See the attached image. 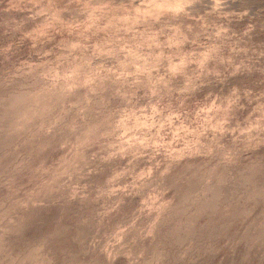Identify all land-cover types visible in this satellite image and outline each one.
<instances>
[{
    "label": "rangeland",
    "instance_id": "374dc122",
    "mask_svg": "<svg viewBox=\"0 0 264 264\" xmlns=\"http://www.w3.org/2000/svg\"><path fill=\"white\" fill-rule=\"evenodd\" d=\"M193 2L195 0L185 9L188 15L174 16L163 10L159 13L154 8L150 9L151 0H0V97H8L14 92L25 93L32 106V114L29 112L16 118V126L8 131V145L11 144L0 156V164L9 165L6 173L0 174V264H80L93 258L105 259V264H170L174 261L172 250L173 253L178 252L181 264H264V130L244 131L249 122L260 114L253 109L264 105V95H261L264 93V0H216L215 7L207 0H197L198 7ZM140 4L146 6L142 8ZM103 5L111 6L114 11L110 12ZM121 5L122 8L117 7ZM42 7L47 8L46 15H36ZM157 15L160 18L153 20ZM113 16H128L129 21H137L131 25L132 32L116 33L109 28L105 33L92 35ZM40 31L46 35L39 36ZM106 35L123 37L138 54L151 52L150 64L156 63L154 57L161 52L164 56H171L177 64L184 59L186 66L182 71L189 75L198 67L197 63L190 61L203 59L204 54L222 56L233 64L244 66L245 71L229 77L223 84L213 76L202 78L204 83L194 92L178 91L184 86V77L178 74L170 79L167 86L157 85L155 95L149 91L143 76L139 78L141 83H133L136 78L131 76L115 84L109 79L104 83L102 94L106 104L96 103L101 96L90 93L87 88L77 90L69 98L87 108L74 130L65 127L66 118L53 126L50 132H43L35 115L36 103L39 94L49 84L51 69L63 72L73 55H90L92 45ZM133 35L135 40H130ZM73 43L87 45V51L71 50L69 46ZM137 44L142 47L136 48ZM157 44L161 47H156ZM125 55L117 49L113 55L94 57L92 63L93 66L111 68L117 66ZM212 63L211 59L207 61L209 67ZM161 65L159 73H153L154 78L164 75L167 61L162 59ZM233 86L240 89L241 98L229 110L228 122L223 125L224 132L215 135L225 149L240 153L237 163L217 166L215 159L201 154L174 162L161 185L165 199L171 198L173 202L163 210L152 234L129 247L117 246L112 250L111 258L99 252L104 244V234L117 223H127L139 215L141 199L155 187H135L133 177L141 168L150 167L167 155L165 148H144L138 141L130 147L125 146L121 153L108 147L121 143L118 139L121 129H116L111 136L100 133L112 132L126 114L134 112L141 115L143 109V115H151L152 107L156 106L162 110L157 120L163 121L174 114L171 126L166 124L160 133L163 143L168 144L174 140V129L181 124L196 126L193 123L195 113L200 107L210 104L212 99L219 97L217 104L221 108L227 107L226 97ZM118 88L122 95L116 92ZM245 90H251L252 94L245 97ZM102 121V127L89 136V143L81 150L82 158L77 156V168L70 169L71 178L63 176L41 186L40 173L44 169L55 168L58 159L71 148L77 137L83 138L90 127ZM156 131V128L140 129L135 135L145 138ZM212 136L209 131L200 138L197 145L200 153L206 150L202 145L211 143ZM182 146L177 137L173 147ZM113 151L117 154L110 156ZM133 153L139 155L133 159ZM85 161L87 167H84ZM116 173L120 175L112 180ZM197 176L202 184L193 192L195 201L199 198L208 200L210 197L203 190L211 187H214L211 190L219 187L226 193L225 197L231 194L234 201L225 202L222 193L216 211L217 216L222 213L218 216L219 229L211 240L184 238L180 247L177 245L179 248L176 245L171 249L168 247L170 262L153 254L151 248L159 242L160 235L173 226L172 216L177 207L185 209L183 227L197 214L195 202L183 201L185 190L192 186ZM44 179L51 177L45 176ZM110 180L114 187L127 186L126 191L118 193L115 198L102 197L101 193L109 187ZM117 198L120 201L118 209L105 218L101 228V214L115 204ZM155 216V213L141 215L131 235L147 232ZM209 218L206 215L197 218V226L206 224ZM19 224L24 225L20 227ZM87 224L91 229L82 230V233L86 232L83 233L86 242L81 241L83 238L77 240L75 237L79 230L85 229ZM59 227L64 230L61 236L56 237ZM129 239L126 238L125 242ZM81 244L87 248V252H83L85 255L78 252ZM199 247L203 248L202 251ZM76 251L79 260L74 262L71 258ZM160 251L164 249L160 248Z\"/></svg>",
    "mask_w": 264,
    "mask_h": 264
},
{
    "label": "clouds",
    "instance_id": "9594fccd",
    "mask_svg": "<svg viewBox=\"0 0 264 264\" xmlns=\"http://www.w3.org/2000/svg\"><path fill=\"white\" fill-rule=\"evenodd\" d=\"M190 6V0L188 3L149 5L150 8L162 9L174 16H178L181 13L188 15L185 9ZM102 7L108 9L110 12L114 11L109 5H103ZM117 7L122 8L123 6L121 5ZM46 12L47 8L42 7L36 15L45 16ZM159 18V15H157L153 17V20H158ZM136 22L137 21L135 20L129 21L128 16L119 18L113 16L108 23L104 24L103 27L98 28L92 33V35L96 36L98 33H105L109 28H113L116 33H119L120 31L125 33L132 32L131 25ZM117 25H119V27H117ZM38 35L45 36L46 33L40 31ZM217 35H219V33H217ZM48 38L50 39L51 37L49 36ZM84 38L89 39V37ZM129 39L135 40V35L131 36ZM69 47L73 51L77 49H84L87 51V45H82L80 43H73ZM140 47H142V45H136V48ZM148 47L151 48L152 45L149 44ZM156 47L159 48L161 45L157 44ZM117 49L120 53H126L125 58L120 60L117 66L111 68H105L104 65L93 66L92 60L94 57L113 55ZM152 56L153 54L151 52L143 55L133 51L132 47L129 46V42L125 41L124 38L119 35H106L92 45L90 55H73L71 60L68 61L67 68L63 72L56 71L55 68H52L49 73V84L39 94L36 103L35 115L39 119L40 129L45 133L50 132L53 126L68 118L65 122V127L74 130L77 126V120L83 117V113L87 108L86 106H82L79 102L70 101L69 98L74 96L77 90L87 88L90 93L101 96V99L96 103L101 105L106 104L107 101L103 99L102 94L105 91L104 83L109 79L115 84L117 82L126 81L127 78L131 76L136 78L133 83H141L139 78L143 76L148 82L149 91L151 94L155 95L158 91L157 85L163 84L164 86H167L170 79L176 77L178 74L184 77V86L178 89V91L194 92L204 83L202 78L213 76L217 81L223 84L229 77L236 76L242 71H245L244 66L233 64L230 60H227L222 56L209 57L207 54H204L203 59L190 61V63H197L198 67L193 74L189 75L182 71L186 66L184 59H181L177 64L173 62L171 56H164L161 52L154 57L156 63L150 64L149 57ZM129 57H132V59H129ZM64 59L68 60V57H64ZM162 59L167 61L164 75H157L154 78L153 73H159L162 66ZM210 59L213 61L211 67L207 65V61ZM138 61L142 63H137ZM129 69L132 70L130 71ZM197 81L200 83L198 84ZM116 92L121 95L123 94L120 92L119 88ZM251 94V90L244 91L245 97H248ZM209 95H211V93H209ZM261 95H264V93H261ZM240 98V89L233 86L226 97L227 107L221 108L220 105L217 104V99H219V97L212 99L210 104L200 107L195 113V120L193 123H195L196 126L188 127L181 124L180 127L174 129V140L170 141L168 144L163 143L164 138L160 133L161 130L165 128L166 124L171 126L172 115L174 114L169 115L163 121L157 120L156 117L160 115L162 110L157 109L156 106L152 107L151 115H143V109H141V115H137L134 112L130 115L126 114L116 124L112 132L100 133L103 136H111L116 129H121L122 131L118 137L121 143L119 145H108V147L117 149L121 153L125 151V146L130 147L134 141H138L144 148H165L167 150V155L163 160L156 161L150 167L141 168L133 177V186L135 187L143 188L146 185H155V187H153L152 190L146 193L141 199L139 215H135L127 223H117L111 228L110 232L104 234L102 237L104 244L100 249L102 253H106L107 256L111 258L112 250L117 246L120 248L129 247V245L135 244L138 240H143L146 236L152 234L154 226L159 221L163 210L173 202L171 198L165 199V191L161 189V185L164 183V178L169 173L174 162H180L184 159L191 158L196 154H201L215 159L217 166L226 167L237 163L240 153L238 151L225 149L224 146L219 143V138L215 133L224 132L225 129L223 125L228 122L229 110L240 100ZM253 111L259 112L260 114L254 121L249 122V127L244 129V131L250 132L253 129L264 130V105H258ZM102 124L103 121L100 124L90 127L89 130L83 134V138L77 137L76 142L71 148L63 153L58 159L55 168L44 169L40 173L39 178L42 181L41 186H47L52 181L63 176H68L69 179L71 178L72 173L70 169L77 168V156L80 155L82 158L81 150L89 143V136L99 130L102 127ZM152 128L157 129L152 136L140 138L135 135L140 129L151 130ZM209 131L213 133L211 143L202 145L206 150L203 153H200V149L197 148V145L200 144V138L205 136ZM129 133H132V135H129ZM177 137L179 141H182V147H173V144L176 143ZM149 141H151V143H149ZM250 147H254V145H250ZM215 149H220L221 151L216 152ZM173 153H175V155H173ZM116 154L117 152L113 151L110 153V156H115ZM137 155H139V153H133V159H135ZM131 162L132 161H129V163ZM84 167H87L86 161L84 162ZM119 175L120 173H116L112 180L116 179ZM45 176H49L51 179L45 180ZM126 189L127 186L124 188L112 186V181L110 180L109 187L102 191L101 196L110 199L115 198L118 196V193L126 191ZM119 203L120 201L117 198L116 203L111 207H108L106 211L101 214L99 225L101 228L105 224V218L118 209ZM145 213L156 214L152 225L149 226L147 232L137 233L135 236H132L131 234L136 228L138 220L141 215H144ZM128 237H130V239L126 243L125 240ZM129 254H131L130 248ZM133 264H135V262H133Z\"/></svg>",
    "mask_w": 264,
    "mask_h": 264
},
{
    "label": "bare ground",
    "instance_id": "6f19581e",
    "mask_svg": "<svg viewBox=\"0 0 264 264\" xmlns=\"http://www.w3.org/2000/svg\"><path fill=\"white\" fill-rule=\"evenodd\" d=\"M146 1V0H145ZM150 1V0H149ZM192 0H190V2H191ZM194 1V0H193ZM196 1L197 0H195V3H196ZM207 1H209V3H210V5L213 3V7H215V1L216 0H207ZM143 2H144V0H143ZM148 2V1H147ZM183 2H189V0H151V4L150 5H153V4H170V3H183ZM201 2V1H200ZM204 2V1H203ZM205 2H206V0H205ZM194 3V2H193ZM195 3H194V5H195ZM198 3V2H197ZM197 3H196V7H198L197 6ZM202 3V2H201ZM208 3V2H207ZM208 3V4H209ZM199 4V3H198ZM141 5V4H140ZM147 5H149V4H147ZM194 5L192 4V6L194 7ZM200 5V4H199ZM216 5H219V2H218V4H216ZM144 5H141V7L142 8H144L145 6H146V4H145V6L143 7ZM150 8V7H149ZM150 9H152V8H150ZM154 10H157V11H159V10H162V9H157V8H154ZM147 12V11H146ZM159 13H161L160 11H159ZM151 15H152V13H151ZM154 15V14H153ZM151 18V17H150ZM14 91H16V90H14ZM22 91V90H21ZM4 92H7V91H4ZM23 92V91H22ZM8 93V92H7ZM7 93H5V94H7ZM12 93V92H11ZM16 93H18V91L16 92ZM9 94V93H8ZM10 95V94H9ZM3 96H4V94H3ZM31 101H29L28 100V96H26L25 95V93H23V94H15V92H14V94H12V95H10V96H8V97H0V156H1V152L2 151H4V150H8V146L11 144L10 142V144L8 145V135H9V133H8V131H9V129L11 128V127H13L15 124H16V122L15 121H17L16 120V118L18 117V116H20V115H22V114H28L29 112L32 114V112L30 111L31 110ZM31 106V107H30ZM28 125V124H27ZM16 126V125H15ZM12 129V128H11ZM10 129V130H11ZM9 140H11V139H9ZM26 141H28V140H26ZM25 145V144H24ZM27 146V145H26ZM30 146V145H29ZM9 151H10V149H9ZM2 157V156H1ZM13 157V156H12ZM7 160V159H6ZM0 161H1V159H0ZM2 162V161H1ZM8 167H9V165L8 164H5V163H1L0 164V174L1 173H3L4 174V172L8 169ZM19 169V168H18ZM6 173V172H5ZM236 176H237V174H236ZM242 177V176H241ZM245 177V176H244ZM250 177V176H249ZM195 178V177H194ZM236 179V178H235ZM249 179V178H248ZM202 182V180H200V178H198V176H197V178L195 179V180H193V183H192V186L190 187V188H187L188 190H185V192H184V196H183V201H191L190 203H192V202H195L196 203V205H197V207H198V212H197V214L195 215V216H193L194 218H191V219H187L188 221V223H187V225L185 226V227H183V218L185 217V209L183 208V206L181 207H177L178 209L173 213V216H172V221H174V224H172L173 226H169V228L168 229H166V231H164V230H162V231H164L161 235H160V239H159V242H158V240H157V242L158 243H156L155 245H154V247H153V249L151 248V251L153 252V254H156V255H159V256H162L165 260H170V262H171V259H169V256H170V250H168V247H169V249H171L170 247H172L173 245H176V247H177V245H179V247H180V245L183 243V240H185L184 238H186V237H191V238H193V239H196V240H200V241H202V239H204V240H211V238H212V236H213V234L217 231V229H219V225H217V223L219 224V222H218V220H219V217L218 216H222V213L220 214H218V216H217V207H218V205H220V196L222 195V193H223V195L224 194H226V193H224L223 192V190H221L219 187H217V188H215V189H212L211 190V188H214V187H211V188H205L203 191L205 192V193H207L209 196L208 197H210L208 200H206V199H201V198H199L197 201H195L194 200V198H193V192H194V190L200 185V183ZM243 181V180H242ZM239 182V181H238ZM244 182V181H243ZM202 184V183H201ZM242 184V183H241ZM240 184V185H241ZM206 191H208V192H206ZM254 192V191H253ZM252 193V192H251ZM254 193H256V192H254ZM7 194V193H6ZM230 194V193H229ZM236 194V193H235ZM230 196H231V194H230ZM227 196L226 195V197H225V195H224V197H225V202H228V203H230V202H232V201H234L233 200V197L231 196ZM253 196V195H252ZM223 197V198H224ZM188 202V203H189ZM185 203V202H184ZM234 204V203H233ZM177 206V205H176ZM236 206H238V205H236ZM237 208V207H236ZM238 209V208H237ZM7 210V209H6ZM236 210V209H235ZM240 210V209H239ZM20 211V210H19ZM241 211V210H240ZM5 212V211H4ZM220 212V211H219ZM21 213V212H20ZM235 213H240V212H235ZM216 214V215H215ZM241 214V213H240ZM36 215V214H35ZM34 215V216H35ZM170 215V214H169ZM208 216V217H210L209 218V221L208 222H206V224H203L202 226L200 225V226H197V224H196V220H197V218H199V217H202V216ZM166 216V215H165ZM164 216V217H165ZM12 217V216H11ZM37 217V216H36ZM216 217H218V218H216ZM33 218V217H32ZM166 218V217H165ZM164 218V219H165ZM13 219V218H12ZM11 219V220H12ZM171 219V218H170ZM169 219V220H170ZM221 220H223V219H221ZM220 220V221H221ZM164 221H166V220H164ZM168 222V221H167ZM264 222V221H263ZM82 223V222H81ZM88 223V222H87ZM162 223V222H161ZM170 223V222H169ZM221 223V222H220ZM86 224V223H85ZM167 224V223H166ZM201 224V223H200ZM17 225V224H16ZM21 224H19L18 226H20ZM24 225V224H23ZM22 225V226H23ZM28 225V224H27ZM26 225V226H27ZM162 225V224H161ZM168 225V224H167ZM220 225H222V224H220ZM22 226H20V227H22ZM62 227V226H61ZM91 227V225L90 224H87V225H84V228L85 229H80L79 230V232H78V234H77V236L75 237L77 240L79 239V240H81L82 238V240L81 241H83L84 240V237H83V233L85 232H83L82 233V230H88V229H91L90 228ZM63 228V227H62ZM62 228H60L59 227V230H58V232H57V235H56V237L58 236V235H60V233H62L63 232V230L64 229H62ZM65 228V227H64ZM81 228H83V226L81 227ZM220 228H221V226H220ZM222 228H225L224 226L222 227ZM164 229V228H163ZM264 229V228H263ZM91 231V230H90ZM227 231V230H226ZM17 232V231H16ZM158 233H156L157 235L159 234V231H157ZM86 233V232H85ZM21 234V233H20ZM64 234V233H63ZM88 234H89V231H88V233L86 234L87 236H88ZM263 234V233H262ZM61 236V235H60ZM84 236H85V234H84ZM159 237V236H158ZM88 238V237H87ZM90 238V237H89ZM88 238V239H89ZM249 238H251V236H249ZM87 239V240H88ZM187 239V238H186ZM75 240V239H74ZM84 242H86V239L84 240ZM83 242V243H84ZM199 243V242H198ZM204 243V242H203ZM1 245H2V243H1ZM102 245V244H101ZM197 245H199V244H197ZM196 245V246H197ZM201 245V244H200ZM88 247V246H87ZM100 247V246H99ZM175 247V248H176ZM179 247H177V248H179ZM0 248H1V246H0ZM160 248L162 249H164V251H160ZM175 248H173V249H175ZM2 249H3V246H2ZM199 249H200V251H202V247L200 248L199 247ZM87 250V248H86V246L85 245H80V249L78 250V252L80 253V252H87L86 251ZM99 250V252H100V249H98ZM179 251V250H178ZM77 252V251H76ZM76 253V254H74L73 255V257L71 258V260L72 261H74V262H77L78 260H79V258H78V256H79V253ZM151 252V253H152ZM169 252V253H168ZM174 251L172 250V253H173ZM177 252V251H176ZM172 253H171V257H173V262L172 263H170V264H181V263H179L180 261H179V259H178V252L177 253H173L174 255L172 256ZM84 254V253H83ZM82 254V255H83ZM94 254V253H93ZM85 255V254H84ZM107 255V254H106ZM93 257V256H92ZM170 257V258H171ZM91 258V257H90ZM104 260L105 259H99V258H93L92 260H90V262H88V261H83V262H79L80 264H105V262H104ZM166 264V263H165Z\"/></svg>",
    "mask_w": 264,
    "mask_h": 264
}]
</instances>
